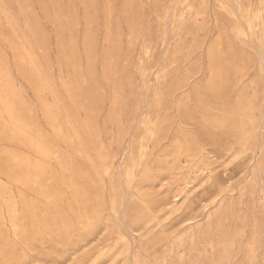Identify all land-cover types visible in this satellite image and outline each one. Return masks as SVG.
<instances>
[{
	"label": "rangeland",
	"instance_id": "374dc122",
	"mask_svg": "<svg viewBox=\"0 0 264 264\" xmlns=\"http://www.w3.org/2000/svg\"><path fill=\"white\" fill-rule=\"evenodd\" d=\"M263 52L264 0H0V264H264Z\"/></svg>",
	"mask_w": 264,
	"mask_h": 264
},
{
	"label": "bare ground",
	"instance_id": "6f19581e",
	"mask_svg": "<svg viewBox=\"0 0 264 264\" xmlns=\"http://www.w3.org/2000/svg\"><path fill=\"white\" fill-rule=\"evenodd\" d=\"M231 1H232V0H231ZM173 2H174V1H173ZM174 3H175V2H174ZM262 3H263V2H262ZM176 4H177V3H176ZM232 4H234V3H232ZM172 5H173V4H172ZM231 7H232V6H231ZM234 7H235V6H234ZM172 8H173V7H172ZM236 8H237V7H236ZM235 11H236V10H235ZM236 16H238V15H236ZM239 23H240V22H239ZM253 45H254V44H253ZM255 46H256V45H255ZM258 52H259V51H258ZM263 53H264V52H263ZM261 54H262V53H261ZM32 55H33V54H32ZM257 55H258V54H257ZM259 56H260V55H259ZM263 57H264V56H263ZM30 58H31V57H30ZM259 58H260V57H259ZM261 58H262V57H261ZM208 59H209V58H208ZM31 60H34V59H31ZM259 60H260V59H259ZM35 61H36V60H35ZM23 62H24V61H23ZM260 62H262V61H260ZM251 64H252V63H251ZM259 66H260V65H259ZM261 66H262V65H261ZM262 68L264 69V67H262ZM40 70H41V69H40ZM40 72H41V71H40ZM40 72H39V73H40ZM40 74H41V73H40ZM42 74H43V73H42ZM44 74H45V73H44ZM262 76H263V75H262ZM46 77H47V76H45V78H46ZM43 79H44V77H43ZM43 79H42V80H43ZM47 80H48V79H47ZM43 82H44V81H43ZM47 82H48V81H47ZM51 86H52V85H51ZM51 90H52V88H51ZM52 91H53V90H52ZM50 92H51V91H50ZM51 94H52V93H51ZM52 95H53V94H52ZM55 99H56V98H55ZM58 103H59V101H58ZM62 106H63V105H62ZM263 106H264V105H263ZM60 107H61V105H60ZM62 108H63V107H62ZM262 108H263V107H262ZM260 110H261V109H260ZM62 112H63V111H62ZM65 113L68 114L67 112H65ZM65 113H64V114H65ZM66 114H65V115H66ZM260 116H262V115H260ZM68 117H70V116H68ZM70 118H71V117H70ZM66 119H67V118H66ZM66 119H65V120H66ZM72 119H73V118H72ZM248 120H249V119H248ZM70 121H71V120H70ZM72 123H73V122H72ZM60 124H61V122H60ZM70 124H71V122H70ZM80 125H81V124H80ZM74 126H75V125H74ZM207 127H208V126H207ZM60 129H61V128H60ZM59 131H60V130H59ZM76 132H77V130H76ZM24 143H25V142H24ZM235 152H236V151H235ZM235 152H234V153H235ZM263 190H264V189H263ZM257 196H258V195H257ZM12 211H13V210H12ZM242 258H243V256H242Z\"/></svg>",
	"mask_w": 264,
	"mask_h": 264
}]
</instances>
